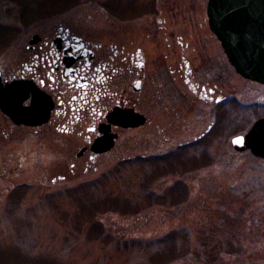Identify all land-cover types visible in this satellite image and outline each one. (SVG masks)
<instances>
[{"label":"rangeland","instance_id":"1","mask_svg":"<svg viewBox=\"0 0 264 264\" xmlns=\"http://www.w3.org/2000/svg\"><path fill=\"white\" fill-rule=\"evenodd\" d=\"M61 1L0 0V27L17 33L31 6H72L61 15L71 24L110 23L129 35L155 17L121 20L96 9L109 0ZM179 1L174 6H192ZM200 2L201 10L167 15L175 38L201 35ZM11 50L0 41L1 63ZM225 63L223 55L222 71H232ZM236 81L244 104L205 137L198 135L212 113L198 102L187 119L181 113L158 132H126L92 160L69 153L62 140L10 126L0 112V264H264V158L231 143L264 114V87L244 94L248 84ZM177 82L174 99L183 96Z\"/></svg>","mask_w":264,"mask_h":264},{"label":"flooded vegetation","instance_id":"2","mask_svg":"<svg viewBox=\"0 0 264 264\" xmlns=\"http://www.w3.org/2000/svg\"><path fill=\"white\" fill-rule=\"evenodd\" d=\"M207 1L204 24L198 25L205 39L198 33L197 39L175 38L167 17L176 10H201L200 0H192V6L183 8L174 6V0H109L96 6L105 15L119 19L128 13H155L153 21L134 35L110 23L71 24L61 15L72 6L25 7L17 33L16 28L0 27V32L6 34L0 41L12 49L8 62H0V84L17 81L13 96L21 98L19 105L29 111V120L39 121L48 115L40 123L24 125L14 123L0 110L1 114L10 126L30 128L45 141L62 140L70 148L69 153L76 148L77 158L86 160L110 152L126 132H158L160 123L167 122L171 127L181 113L187 119L198 102L202 105L200 111L205 113L210 108L212 113L198 135L200 139L205 137L243 103L236 80L248 84L244 94L264 87L241 76L228 60L208 24ZM137 21L143 26L141 18ZM210 39L213 44L207 45ZM223 55L227 63L223 67H231L232 71H222ZM229 77L233 78L230 85ZM174 82L183 88L181 98L174 99ZM134 121L138 123L127 125ZM106 135H113L112 148H92L96 139Z\"/></svg>","mask_w":264,"mask_h":264},{"label":"water","instance_id":"3","mask_svg":"<svg viewBox=\"0 0 264 264\" xmlns=\"http://www.w3.org/2000/svg\"><path fill=\"white\" fill-rule=\"evenodd\" d=\"M209 24L218 35L231 62L240 74L264 83V0H208ZM15 84L0 87V106L16 123L37 124L29 120L28 110L18 109V103L9 105ZM143 121V120H142ZM137 121L127 125H135ZM240 142H236V138ZM237 151L249 149L264 158V117L256 119L244 134L231 139ZM114 144L112 136L102 137L94 149L106 151Z\"/></svg>","mask_w":264,"mask_h":264},{"label":"snow or ice","instance_id":"4","mask_svg":"<svg viewBox=\"0 0 264 264\" xmlns=\"http://www.w3.org/2000/svg\"><path fill=\"white\" fill-rule=\"evenodd\" d=\"M236 142H237V143L240 142V138H239V137L236 138Z\"/></svg>","mask_w":264,"mask_h":264},{"label":"bare ground","instance_id":"5","mask_svg":"<svg viewBox=\"0 0 264 264\" xmlns=\"http://www.w3.org/2000/svg\"><path fill=\"white\" fill-rule=\"evenodd\" d=\"M206 9H207V3H206ZM206 14H207V11H206ZM208 15V14H207Z\"/></svg>","mask_w":264,"mask_h":264}]
</instances>
